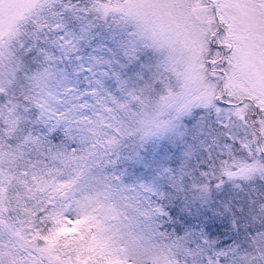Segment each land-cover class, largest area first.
I'll return each instance as SVG.
<instances>
[{"label": "snow or ice", "instance_id": "obj_1", "mask_svg": "<svg viewBox=\"0 0 264 264\" xmlns=\"http://www.w3.org/2000/svg\"><path fill=\"white\" fill-rule=\"evenodd\" d=\"M55 6L56 0H0V264H129V249L111 235L92 200L76 202L75 219L66 211L94 153L170 127L157 109L226 106L222 127L234 147L203 176L210 183L219 173L221 184L224 177L264 178V0H94L86 14L130 25L137 57L151 49L161 61L151 81L141 77L142 86L123 99L105 96L92 106L96 111L83 121L95 137L88 151L56 153L49 163L35 155L40 141L24 118L30 105L47 110L54 98L28 86L21 95L17 77L30 32L63 36L59 18L41 19ZM253 210L259 224L244 244L204 256L177 238L146 249L149 259L137 264H193L201 257L202 264H264V203Z\"/></svg>", "mask_w": 264, "mask_h": 264}, {"label": "trees", "instance_id": "obj_2", "mask_svg": "<svg viewBox=\"0 0 264 264\" xmlns=\"http://www.w3.org/2000/svg\"><path fill=\"white\" fill-rule=\"evenodd\" d=\"M93 2L60 0L58 5L89 7ZM58 5L54 11L60 9ZM43 18L51 23L57 15L52 17L49 13ZM92 43L96 45L97 41L93 39ZM80 52L85 55L90 50L82 47ZM65 69L72 78L68 68ZM89 86L80 82L77 88L85 91ZM56 87V82L50 86L52 90ZM127 90L130 88L122 93L127 94ZM89 91L93 102L81 105L80 116L93 115L92 106L105 96L111 97L105 90L99 92L89 88ZM56 95L64 102L66 96L62 92ZM68 107L61 106L53 116L41 117L40 125L35 126L31 134L40 141L35 155L41 159L47 157L49 163L53 154L70 155L73 149L81 154L93 143L64 120ZM182 122L184 133L178 140L167 139L142 148L121 141L108 150L94 153L72 192V206L67 208L66 215L76 218L79 214L76 202L88 197L116 241L125 247L126 239H131L139 252L171 244L177 238H182L185 245L194 249L202 248L204 256L209 251L214 254L231 249L238 242L246 243L259 224L258 213L253 209L264 203V178L257 175L237 185L224 177L221 184L218 173L209 183L203 173L211 170L210 162L218 166L234 147L228 131L209 108L194 109L182 118ZM73 171L66 172L62 178L68 179ZM145 184H153L154 190L136 200L128 213L104 208L103 201L116 196L122 189ZM202 260L203 257L193 264H202Z\"/></svg>", "mask_w": 264, "mask_h": 264}, {"label": "rangeland", "instance_id": "obj_3", "mask_svg": "<svg viewBox=\"0 0 264 264\" xmlns=\"http://www.w3.org/2000/svg\"><path fill=\"white\" fill-rule=\"evenodd\" d=\"M58 3L60 0H56V5ZM91 6L73 8V6L61 5L60 9L56 10L57 12L53 10L50 15L53 17L56 14L59 18L63 36L54 33L55 30L41 32L36 29L30 32L23 41L28 44V48L18 57L17 91L23 95L25 86H28V91L35 90L37 94L45 92L50 94L55 101L47 110L35 105L29 106L34 109V112L24 118L29 135L35 132V126L40 125L41 117L53 116L61 106H69L66 118L63 119L94 141L95 137L90 134V129L83 124L84 119L91 115L80 116L79 113L82 104L93 102L92 93H88L91 92L89 88L99 92L105 90L109 96L123 99L126 96L122 93L123 90L142 86L141 77L144 83L153 79V73L161 57L151 49L139 50L137 57L138 38L133 39V33L129 30L131 26L105 19L102 15L86 14L92 12ZM41 19L44 18L41 17ZM93 39L97 41L96 45L92 43ZM82 47L90 50L89 54H81ZM65 68L71 72L72 78ZM54 82L57 83V87L52 90L50 86ZM80 82L90 84L91 87L84 88L85 91L78 90L77 85ZM59 91L66 96L65 103L61 102L62 100L56 95ZM158 94L162 95L163 92L158 90ZM85 98L87 101H83ZM197 108L209 107L194 106L183 112H178L174 108L163 111L157 109L162 120L171 121L170 127L150 136L125 137L119 142L142 148L144 145L154 146L167 139L178 140L184 133L182 118ZM209 109H212L223 124L221 117L227 113L228 108L221 104ZM92 110L96 111L93 107ZM245 180L249 179L237 178L230 182L238 185ZM154 184L157 186L159 180ZM153 190V184L122 189L116 196L103 201V206L110 210L128 213L136 200L147 196ZM238 244L241 243L238 242ZM124 245L129 249L130 264H137L138 260L149 259L150 254L144 255L145 251L135 250L133 240L126 239Z\"/></svg>", "mask_w": 264, "mask_h": 264}]
</instances>
